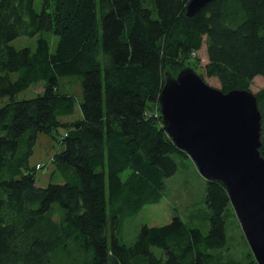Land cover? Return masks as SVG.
<instances>
[{
    "label": "trees",
    "instance_id": "obj_1",
    "mask_svg": "<svg viewBox=\"0 0 264 264\" xmlns=\"http://www.w3.org/2000/svg\"><path fill=\"white\" fill-rule=\"evenodd\" d=\"M190 2L0 0V264H258L223 252L231 200L219 180L205 178L207 233L176 212L123 241L125 224L162 201L178 158L190 157L153 114L166 74L206 44V75L224 92L264 78V0H213L194 16ZM38 34L35 48L12 45ZM40 82L42 93L17 97ZM256 96L264 157V89ZM78 103L81 117L64 121ZM42 133L63 147L52 158L59 181L45 187L43 166L30 162Z\"/></svg>",
    "mask_w": 264,
    "mask_h": 264
},
{
    "label": "water",
    "instance_id": "obj_2",
    "mask_svg": "<svg viewBox=\"0 0 264 264\" xmlns=\"http://www.w3.org/2000/svg\"><path fill=\"white\" fill-rule=\"evenodd\" d=\"M213 0H191L194 16ZM163 124L201 175L223 182L258 264H264L262 113L251 89L224 92L193 68L166 74L159 95Z\"/></svg>",
    "mask_w": 264,
    "mask_h": 264
},
{
    "label": "rangeland",
    "instance_id": "obj_3",
    "mask_svg": "<svg viewBox=\"0 0 264 264\" xmlns=\"http://www.w3.org/2000/svg\"><path fill=\"white\" fill-rule=\"evenodd\" d=\"M39 36L40 34L34 37L22 36L14 40L12 45L17 48L27 46L35 48ZM44 36L49 40L50 49L54 52L59 37L53 32L45 33ZM208 62L207 45L204 44L199 52L194 53L193 57L185 61L184 67L193 68L209 85L220 88L218 79L206 75L205 67ZM174 76L176 75L174 74ZM63 84L68 91L77 95L80 93L79 79L69 78ZM44 87V82H40L20 93L17 97L19 99L35 97L44 91ZM261 89H264V78L257 76L253 81L251 90L256 94ZM3 101L6 100H0V106ZM153 114L156 118H161L162 116L159 110H156ZM79 117H81V109L78 103L75 114L65 118L64 121L71 122ZM65 131L63 127L59 128L58 138H62ZM62 150L63 147L59 141L53 140L52 137L44 133L39 135L34 153L30 159L33 166H36L38 163L43 166L42 169H36V181L38 185L45 187L51 181H59L58 176H53L55 164L52 158L57 152ZM178 164V172L167 180V191L162 201L158 204L146 205L137 217L125 224L123 232V241L125 243H133L142 225H166L170 223L176 212L180 213L183 220L189 226L200 227L205 233L209 231L210 223L208 216L210 215V210L205 200V178L201 175L191 157L178 158ZM226 231L227 247L223 250L225 255L236 259H243L251 254L252 258L256 261L232 204L226 212Z\"/></svg>",
    "mask_w": 264,
    "mask_h": 264
},
{
    "label": "built area",
    "instance_id": "obj_4",
    "mask_svg": "<svg viewBox=\"0 0 264 264\" xmlns=\"http://www.w3.org/2000/svg\"><path fill=\"white\" fill-rule=\"evenodd\" d=\"M40 165H38V167H39Z\"/></svg>",
    "mask_w": 264,
    "mask_h": 264
}]
</instances>
